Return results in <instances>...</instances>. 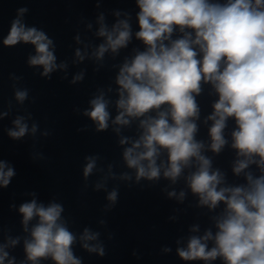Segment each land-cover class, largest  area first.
Segmentation results:
<instances>
[{
    "label": "clouds",
    "instance_id": "9594fccd",
    "mask_svg": "<svg viewBox=\"0 0 264 264\" xmlns=\"http://www.w3.org/2000/svg\"><path fill=\"white\" fill-rule=\"evenodd\" d=\"M135 3L139 9L135 39L144 47L133 49L134 55L125 57L119 67L115 77L117 114L112 118L109 110L112 101L100 90L88 101L90 108L84 109L82 115L95 124L97 133L107 131L110 120L117 134L138 121L136 138L119 139L120 145H130L124 147L122 159L127 169L134 170L136 185L142 180L159 181L161 177L176 184L183 178L191 193L199 198L200 206L215 210L224 205L213 217L215 233L206 229L202 236H190L186 248L177 249L182 260L208 264L219 258L223 264H264V0H135ZM27 11L26 7L17 10L3 43L33 45L35 54L29 56L28 64L41 67L39 75L50 80L51 73L67 70L68 65L57 64L55 42L45 31L23 22ZM120 14L115 12L116 16ZM98 20L96 35L103 38V43L95 47L92 56L100 61L105 53L118 55L127 48L133 30L130 19H118L111 28L104 23L103 14ZM75 54L79 61L87 55L79 49ZM85 74L86 69L81 70L69 84L82 83ZM203 85H210L217 97L203 121L206 125L211 122L207 145L197 139V121L201 117L197 97ZM28 97L27 88L15 91V99L20 103ZM230 120L234 122L230 147L237 157L232 171L236 176L243 173L245 180L234 186L226 184L225 175L213 168L211 157L205 154L207 150L219 154L229 144L225 130ZM13 124L15 127L7 133L12 139L19 140L29 132L25 117H16ZM37 127L32 125V133ZM84 130L87 129H79ZM84 159L85 179L94 170L103 171L97 169L98 155H86ZM251 165H256L259 174L251 171ZM15 174L13 167L0 160V186L7 187ZM108 179L132 181L133 174L124 171L117 176L109 165L108 175L95 187L106 188ZM167 195L174 197L176 192L169 191ZM185 196L181 190L178 199L183 201ZM118 197V188L108 192L110 208L118 203ZM63 212V204L55 201L45 205L33 199L20 205L24 231L30 232L24 240L27 262L41 264L50 259L52 264H82L73 250L77 235L68 227ZM32 221L35 222L29 228ZM191 230L196 232L199 228L193 226ZM99 235L85 228L79 240L88 252L103 256L106 254L103 245L90 243L97 241ZM19 240L17 237L9 239L8 244H0V264L5 261L16 264V258H9L5 249L14 247Z\"/></svg>",
    "mask_w": 264,
    "mask_h": 264
},
{
    "label": "water",
    "instance_id": "95a60500",
    "mask_svg": "<svg viewBox=\"0 0 264 264\" xmlns=\"http://www.w3.org/2000/svg\"><path fill=\"white\" fill-rule=\"evenodd\" d=\"M21 7L28 9L23 22L45 31L54 40L57 64L68 65L67 70L51 73L50 80L39 75L43 71L41 67L28 64L29 56L35 54L33 45L3 43L10 22ZM117 11L120 16L115 15ZM138 11L135 0H0V113H7L0 115V160L16 173L7 187L0 186V244L20 238L17 245L5 249L9 258H16V264L22 261L30 264L24 252V240L30 232L24 231L19 207L33 199L45 205L52 201L63 204L62 216L77 235L73 250L82 264H205L182 260L177 249L186 248L190 236H202L206 229L215 233L213 217L224 205L215 210L200 206L199 198L191 193L183 178L176 184L161 177L159 181L142 180L136 185L134 170L127 169L122 159L124 147L130 145H120L119 139L121 136L136 138L138 121L117 134L110 120L108 130L97 133L95 124L82 115L84 109L90 108L88 101L100 90L112 101L109 106L112 118L117 114L115 77L119 67L125 57L134 55L133 49L144 47L135 39ZM101 14L109 28L118 19H130L133 39L118 55L108 52L103 60L97 61L92 52L103 43V38L96 35ZM77 49L87 53L83 61L76 57ZM83 69H86L84 81L69 84ZM25 88L29 90V97L20 103L15 99V91ZM216 98L210 85H203L197 97L201 107L197 139L204 140L206 145L210 143L207 128L211 122L206 125L203 121L211 113ZM18 116L25 117L29 132L14 140L7 133L15 127L13 120ZM33 124L38 126L35 133L31 131ZM233 127L234 122L230 120L225 130L229 144L219 154L210 150L205 154L211 157L213 168L225 175L226 184L234 186L245 180L243 173L236 176L232 171L237 158L230 147ZM84 128L87 130L79 131ZM86 155H98L97 169H103L102 172L94 170L87 179L83 177ZM109 165L117 176L124 171L132 172L133 180L108 179L106 188L97 189L95 185L108 175ZM250 169L259 174L256 165ZM113 188L119 189V197L115 207L110 208L107 194ZM173 190L176 196L168 197L167 192ZM181 190L186 193L183 201L178 199ZM34 222H30L29 228ZM193 226L199 230L193 232ZM85 228L100 233L98 240L90 243L102 244L105 255L88 252L81 246L79 237ZM41 264H52V261ZM208 264H223V261L218 258Z\"/></svg>",
    "mask_w": 264,
    "mask_h": 264
}]
</instances>
